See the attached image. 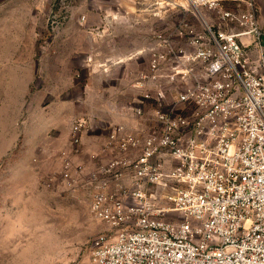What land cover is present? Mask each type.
Returning a JSON list of instances; mask_svg holds the SVG:
<instances>
[{"label":"built area","instance_id":"2783aa9c","mask_svg":"<svg viewBox=\"0 0 264 264\" xmlns=\"http://www.w3.org/2000/svg\"><path fill=\"white\" fill-rule=\"evenodd\" d=\"M227 1L244 8L223 7ZM188 2L202 30L188 28L187 46L156 34L134 82L143 91L128 106L140 126L111 128L102 146L109 157L82 179L91 215L110 228L92 241L97 264H264L259 9L254 0ZM201 6L217 13L215 29ZM91 122H72V153H81ZM72 168L63 157L69 183L77 181Z\"/></svg>","mask_w":264,"mask_h":264},{"label":"rangeland","instance_id":"374dc122","mask_svg":"<svg viewBox=\"0 0 264 264\" xmlns=\"http://www.w3.org/2000/svg\"><path fill=\"white\" fill-rule=\"evenodd\" d=\"M254 2L262 27L263 10L258 0ZM223 7L242 10L244 4L227 1ZM199 9L215 29L217 13ZM83 11L100 16L102 26L91 25L87 32L102 36L103 49L115 45L120 52L137 53L135 67L142 66L138 74L148 66L156 34H171L176 43L187 46L188 28L202 30L188 0H0V49L7 56L1 65L6 69L9 57L15 52L13 58L18 59L29 46L37 54L48 50L69 17L83 18ZM245 42L247 57L255 60V45ZM126 74L120 68L113 78L100 69L96 81L91 80L110 82ZM22 77L0 69V264H97L91 257L92 241L110 228L91 215L81 183L102 157L95 151L90 154L92 165L80 161L79 154L70 151L68 115L45 117L48 103L32 98L40 79L22 94ZM65 156L77 178L73 183L61 174Z\"/></svg>","mask_w":264,"mask_h":264},{"label":"crops","instance_id":"0c3cea01","mask_svg":"<svg viewBox=\"0 0 264 264\" xmlns=\"http://www.w3.org/2000/svg\"><path fill=\"white\" fill-rule=\"evenodd\" d=\"M258 4L263 10L261 23L264 29V0H258ZM81 13L83 18L69 17L52 39L51 47L43 53L37 54L30 46L25 53L21 49L22 55L15 59L14 52L9 57L11 63L5 69L1 65V58L4 60L7 56L0 49V69L1 72L23 73L20 79L22 94L29 92L35 79H40V83L33 86L37 87V94H32V98L39 99L43 104L48 103L44 111L45 117L46 114H52L56 118L68 115L69 132L73 120L81 116L92 117L89 129L82 135V151L77 155L80 161L92 165L91 152L97 151L102 159L109 157V154L103 153L102 146L111 128L119 124L129 129L140 126V121L128 106L143 91L134 86L138 79L137 71L142 66L135 67L134 62H139L135 61L137 53L130 55L132 51L120 52L115 45L113 48L105 46L103 49L100 39L102 36L99 37L95 31L87 32L91 25L102 26V21H98L100 16L94 17L90 11ZM120 68L125 74L127 72L125 78L119 77L121 79L110 82L91 80L93 78L96 81L95 74L100 73V69L106 70L115 78ZM42 73L45 75L42 76ZM48 108L51 112H47Z\"/></svg>","mask_w":264,"mask_h":264}]
</instances>
